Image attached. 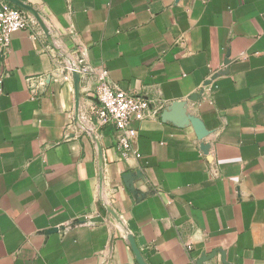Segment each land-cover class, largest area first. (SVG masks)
Returning <instances> with one entry per match:
<instances>
[{"label":"crops","instance_id":"1","mask_svg":"<svg viewBox=\"0 0 264 264\" xmlns=\"http://www.w3.org/2000/svg\"><path fill=\"white\" fill-rule=\"evenodd\" d=\"M22 1L44 28L0 57V264H138L128 236L147 264H264V0ZM102 75L150 104L138 158Z\"/></svg>","mask_w":264,"mask_h":264},{"label":"built area","instance_id":"2","mask_svg":"<svg viewBox=\"0 0 264 264\" xmlns=\"http://www.w3.org/2000/svg\"><path fill=\"white\" fill-rule=\"evenodd\" d=\"M32 15L6 0H0V57L5 56L11 44V34L17 30L26 29L32 22ZM68 71L86 72L87 67ZM67 78L66 76L64 77ZM95 89L98 100L96 109L97 121L100 125H110L117 133V145L122 158L128 156L140 157L134 149V139L137 136L133 121L143 120L148 114L150 104L141 95L109 86L103 75ZM31 91L44 83V78L29 79Z\"/></svg>","mask_w":264,"mask_h":264},{"label":"water","instance_id":"3","mask_svg":"<svg viewBox=\"0 0 264 264\" xmlns=\"http://www.w3.org/2000/svg\"><path fill=\"white\" fill-rule=\"evenodd\" d=\"M6 1L12 3L13 5H15L21 9L26 10L27 12H29L37 20V22L40 24V26L42 28H44L43 22H42L41 18L39 17L38 13L29 4L23 2L22 0H6ZM72 76H73L74 88H75V90H74L75 105H76V108L78 109V103H79L78 85H79L80 77L76 71H72ZM180 117H181V121L183 123H188L192 126V128H193V130H194V132L198 138H203L207 135V130H206L203 122L198 117L188 116L186 114H184V115L181 114ZM99 152H100L99 161L101 163L102 162L101 148L99 149ZM127 239L130 243L132 251L135 254V257H136L138 264H147L146 261L144 260L143 256H142L140 250L138 249V247L134 241V238L132 236H128ZM207 259H208V256L204 255L201 258H199L197 264H203V262H205Z\"/></svg>","mask_w":264,"mask_h":264}]
</instances>
